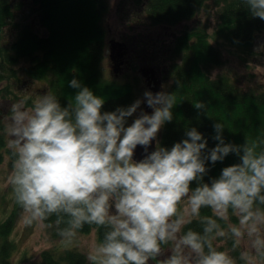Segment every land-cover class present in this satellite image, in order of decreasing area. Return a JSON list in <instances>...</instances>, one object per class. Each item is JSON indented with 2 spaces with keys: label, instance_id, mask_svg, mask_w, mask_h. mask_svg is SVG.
I'll return each mask as SVG.
<instances>
[{
  "label": "clouds",
  "instance_id": "obj_1",
  "mask_svg": "<svg viewBox=\"0 0 264 264\" xmlns=\"http://www.w3.org/2000/svg\"><path fill=\"white\" fill-rule=\"evenodd\" d=\"M243 3L252 18L264 20V0ZM68 86L77 91L67 106L50 91L31 107L11 103L0 129L12 157L8 184L25 226L54 228L65 248L85 225L103 229L102 239L82 252L87 264H237L214 246L218 238L230 239L233 252L245 245L243 264H264V140L226 143L225 127L216 122L211 149L203 133L188 127L182 141L170 148L157 141L148 153L174 118L175 93L146 90L130 106L105 112L104 98L80 80ZM143 103L151 114L141 111L127 125ZM193 105L206 109L201 101ZM138 146L147 153L140 161ZM230 154L239 163L206 182L209 163ZM193 222L200 231L187 227ZM165 246L170 254L158 260Z\"/></svg>",
  "mask_w": 264,
  "mask_h": 264
},
{
  "label": "trees",
  "instance_id": "obj_2",
  "mask_svg": "<svg viewBox=\"0 0 264 264\" xmlns=\"http://www.w3.org/2000/svg\"><path fill=\"white\" fill-rule=\"evenodd\" d=\"M36 20L19 26L18 37L8 45L0 43V79L15 77V65L27 58L25 72L32 78L45 79L49 90L57 96L62 106H67L76 89L68 82L76 78L84 86L105 100L102 111H115L127 107L132 99V87L128 81H119L104 76L100 61L104 55L106 30L103 24L108 9L106 0H32ZM11 0H0V32L3 25L13 17V8L19 7ZM215 7V23L212 32L207 31L208 20L195 23L176 34L167 48L170 59L168 71L171 83L168 93H175L174 118L166 123L158 134V142L170 148L185 138V130L195 127L208 140V148L218 141L213 125L223 123L226 143L243 144L245 139L264 140V90L243 88L227 74L211 77L210 70L221 63L220 44H234L243 52L253 48L257 31L264 30V20L252 18L243 0H146L145 8L150 20L156 24L175 25L196 16L200 11ZM208 19V18H207ZM9 91L8 88L4 89ZM3 92V90H0ZM206 105L204 111L193 103ZM1 129V128H0ZM5 138L0 135V162L3 159ZM239 163L238 157L230 154L215 166L209 163L210 172L205 177L219 176L222 168ZM196 186L195 183L192 185ZM202 215H211L210 209H202ZM54 220V217L52 218ZM236 222V218L232 217ZM223 224V222L221 221ZM14 224L13 211L0 219V264H18L13 261L15 242L9 234ZM187 227L200 231L193 222ZM50 232L57 236L54 228ZM87 225L80 232H88ZM103 229H96L102 239ZM218 250L230 251L239 261V252L231 251L230 239L218 238L214 242ZM29 264H87L82 251L75 248L54 252L46 248ZM149 264H157L150 263Z\"/></svg>",
  "mask_w": 264,
  "mask_h": 264
},
{
  "label": "rangeland",
  "instance_id": "obj_3",
  "mask_svg": "<svg viewBox=\"0 0 264 264\" xmlns=\"http://www.w3.org/2000/svg\"><path fill=\"white\" fill-rule=\"evenodd\" d=\"M13 4L19 3V7L13 8V17L2 26L0 32V43L3 45L10 44L18 35L19 26L26 23L34 24L36 15L32 0H11ZM108 9L103 18V24L106 30V42L104 55L100 61V67L104 76L115 78V71L109 62V40H119L124 38L127 44L134 42L136 50L139 52V58H134L137 62L143 55L151 54L150 47H143L146 40L158 38L159 32L165 33L167 39L173 34L176 35L183 29L191 27L199 20L209 22L208 32H212L215 16L213 10L215 7L210 6L206 11H200L196 16L183 20L175 25H164L153 23L146 11L144 2L146 0H106ZM144 6V7H143ZM215 11V10H214ZM208 18V19H207ZM33 28L41 32L42 29L33 25ZM152 39L150 41H152ZM163 39V37H161ZM221 49L222 61L210 70L211 77L218 76L222 73L227 74L234 82L243 88H254L264 90V30L257 31L254 38L253 48L250 52H243L240 47L234 44L222 43ZM144 48V49H143ZM168 65L170 59L168 55L163 60ZM162 62V61H161ZM27 58H21L15 65V77H3L0 79V128L2 129L3 121L6 118L11 103L23 101L25 107H31L32 101L39 95L49 92V85L45 79L32 78L29 76L24 67L28 64ZM124 70V69H123ZM166 89L171 83V73L167 72ZM120 78V77H118ZM123 81L122 78H120ZM132 87L134 101L143 98L146 91L141 85L140 80H136ZM8 88L9 91L4 89ZM132 104V103H131ZM141 108V107H140ZM139 109L137 110V112ZM136 113L127 120V125L134 121ZM126 125V126H127ZM158 141V139H157ZM12 157L9 151L4 147L3 159L0 162V219L5 218L9 212L13 211L14 224L9 234L11 240L15 242V249L12 253L13 261L18 264H29L35 260L39 252L46 248H53L54 252H60L64 245L60 242L61 238L53 235L49 228H42L37 225L25 226L21 221V209L15 203L12 195L11 186L8 184V176L11 172ZM97 232H79L76 241L69 249L75 248L80 251L86 250L93 242H98ZM245 245H241L244 250ZM170 254V248L164 247V252L158 260H163ZM150 263H157L150 261Z\"/></svg>",
  "mask_w": 264,
  "mask_h": 264
},
{
  "label": "flooded vegetation",
  "instance_id": "obj_4",
  "mask_svg": "<svg viewBox=\"0 0 264 264\" xmlns=\"http://www.w3.org/2000/svg\"><path fill=\"white\" fill-rule=\"evenodd\" d=\"M143 2L145 6V1ZM174 36L175 35L173 34L170 39H167L164 38L166 37L165 33L159 32V34L157 35L158 38L152 39V37H148L150 38V40L152 39V41L146 40L143 44V47L146 48L149 46V49H151V54L143 55L137 62L134 59L139 58V52L136 50L137 45L134 42L128 45L127 41L124 38H120L119 40H117L121 43V55L116 56L114 59H112L109 54L111 60L109 64L115 71V75H117L115 79L121 80L120 78H122L123 81H128L131 83V85H133L136 80H140L141 85H143L144 89L153 93L166 91L167 89L165 87V84L166 80H168V69L166 67V63L163 60L167 54V48L171 44V40ZM161 37H163V39H161ZM112 40L113 39L109 40V43ZM133 100L134 95H132L130 105L131 103H133ZM141 111L151 114L152 109L149 108L146 103L141 104V108L136 113L134 119L139 116Z\"/></svg>",
  "mask_w": 264,
  "mask_h": 264
},
{
  "label": "water",
  "instance_id": "obj_5",
  "mask_svg": "<svg viewBox=\"0 0 264 264\" xmlns=\"http://www.w3.org/2000/svg\"><path fill=\"white\" fill-rule=\"evenodd\" d=\"M120 42L117 40H112L110 41L109 45V54L110 57L112 59H114L116 56H120L121 55V47H120ZM156 148V140H153L151 146L148 148V153H150L151 151H154ZM147 153L145 152L144 147L142 146H138L137 149L135 150V154H134V160L136 161H140L142 159L145 158V155Z\"/></svg>",
  "mask_w": 264,
  "mask_h": 264
}]
</instances>
